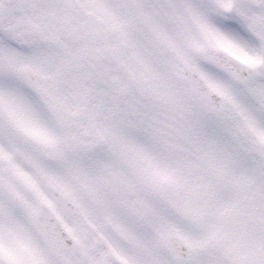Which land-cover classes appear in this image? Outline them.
<instances>
[{
  "label": "rangeland",
  "instance_id": "obj_1",
  "mask_svg": "<svg viewBox=\"0 0 264 264\" xmlns=\"http://www.w3.org/2000/svg\"><path fill=\"white\" fill-rule=\"evenodd\" d=\"M41 2L44 8L55 0ZM61 2L73 9L72 22L84 30L79 43L71 40L67 29L71 26L63 21H49L48 27L36 23L34 14L41 9L35 0L0 2V56L7 57V53L14 51L22 59L24 53L32 54L45 73L58 57V61L61 60L59 53L74 49L72 54L70 52L71 60L65 61L64 76L51 85L53 101L71 116L83 108L84 115L93 118L95 123L100 122V108L107 107L109 111L114 108L113 84L126 86L128 83L132 94H144L145 102L151 93H159L161 97L156 96L157 100L166 103L158 110L162 120L159 128L149 126L146 131L154 137L153 145L146 140L126 141L131 161L122 154L126 151L123 144L117 142L111 148L120 156V175H107L101 169L103 159L96 157L92 179L97 181L94 187H99L96 193L89 185L87 190L89 197L92 195L100 201L101 207H95L96 214L102 215L101 211L111 221V227L110 223L106 226L99 223L95 227L97 247L108 252L109 264H176L154 240V237L157 240V232L171 231L178 232L192 248L186 264H264V159L252 152L254 140L264 142V117L243 99L244 108L252 111L248 114L245 110V114L253 120L242 117L243 125L252 134V140L247 142L240 136L242 131L246 132L244 126L226 119L222 122L216 115L211 119L174 79L178 70L170 69L174 56L176 61L195 65L200 71L202 68L212 87L227 96H235V86L202 62L201 51L208 46L220 47L248 63L264 64V32L241 17L243 28L255 42L241 41L230 35L216 22L220 5L215 0ZM121 2L127 3L125 9ZM237 7L247 9L253 19L264 16L261 0H233V6L224 11H236L239 16ZM61 24L66 27H59ZM112 26L126 31L127 40L116 42L120 50H115L102 35L88 40L91 34L95 35L94 31L100 34L104 29L105 35ZM87 47L93 50L91 62L96 70L100 69L96 50L104 57V65L129 51L128 69L119 70L115 76L113 69L107 71L106 76L103 72H92L87 66L90 61ZM15 58L11 54L6 60L0 59V171L9 168L17 175L26 187V190L20 189L21 198L33 209L38 199L51 201L46 188L49 179L71 196L78 195V183L85 187L86 184L74 177L72 152L63 162L54 165H45L38 155L32 154L34 149L38 152L36 144L40 142L37 140L60 142L69 132L67 126L72 117L59 119L52 111L42 110L46 109L42 100L14 75ZM82 58L83 61H79ZM124 60L122 56L123 63ZM259 81L264 84L260 78L253 84ZM237 96L242 97L239 92ZM260 99L264 105V93ZM182 108L186 112L181 113ZM5 121L2 128L1 122ZM236 135L241 142L238 150L245 147L241 152L244 155L236 151ZM23 138H28L31 145L20 144ZM246 151L251 153H244ZM0 199H3L1 193ZM115 199L126 211L114 203ZM0 231L14 241L18 250V244L31 241L41 254V245L21 213L9 216L4 210L0 211ZM101 231L105 235H99ZM31 254L34 261H39L34 251ZM46 258L50 263L54 261L47 255ZM13 264L29 263L17 257Z\"/></svg>",
  "mask_w": 264,
  "mask_h": 264
},
{
  "label": "flooded vegetation",
  "instance_id": "obj_2",
  "mask_svg": "<svg viewBox=\"0 0 264 264\" xmlns=\"http://www.w3.org/2000/svg\"><path fill=\"white\" fill-rule=\"evenodd\" d=\"M120 4L122 5L121 7L123 9L127 7V3L124 4L121 2ZM77 26L78 24H76V27ZM106 33H107L106 37L108 38L110 45L114 46L113 47L114 49L115 48L118 49L116 45V42H118V40L120 42L127 40V37L125 35L126 31L122 27L121 28H119L118 26H112L111 28L109 27V31H107ZM95 35L92 34V37L94 38ZM124 43L125 42H123V44ZM210 49L211 46H208L203 55V59L206 62V65L212 68L218 74L226 77L235 86V88H238L237 90H239L240 93H243V95L246 98V101H248V103L252 106L253 111L258 109L264 110V108H258V106L262 103L260 98L264 93V88H262V85L264 84L260 81L258 84H253L256 82L255 78H260L261 80H264V65L255 66L259 71L258 76L239 83L236 82L233 78H231L227 74H225L224 72L220 71L218 68H216L214 64L210 62L209 60ZM228 56L230 55L228 54ZM23 58L24 60H22V62L20 63L28 65L29 67H32L33 69H36L40 72L43 71L39 67V64L32 58V55L28 56L27 54H25ZM70 60H71L70 49L63 50V55L61 60L60 61L57 60L56 62H53V66L48 67L47 72H45L46 74H48L46 77L48 78L50 77L52 79L63 77L65 74L64 71V65L66 64L65 61H70ZM102 61L104 60L102 59L99 60V62ZM180 62L181 61H179L178 66H176L175 63L176 68L173 69V72L176 71V69H179ZM117 64H119L120 69L123 68L122 59L119 60L117 59V57H115L114 59L111 58L109 62L104 65V68H106L107 71L113 69V73H118L120 69H118V67L116 66ZM20 78L22 79V77ZM251 82L253 85L251 84ZM50 84L51 82H49L46 85V89L48 91L51 90ZM40 88L41 90H44V86L40 85ZM122 88L124 91L128 90V87H122ZM115 89L117 95L121 96L120 93L117 92L119 87H116ZM40 98L43 102L42 105L52 110L54 114L58 115L59 119L64 117L67 118L72 117L69 126H67L69 132L56 145L59 147L62 153L61 160H64L66 157H69L70 153L72 152L71 156H75L73 162L74 177L78 182L83 181L86 184V187L81 183H78L77 185L78 195L75 198V203L78 209V214L76 216L79 217L82 223L86 226L87 231L91 232L92 235H91V239L88 242V245L81 250L80 256L84 261H91L92 264H109L110 259L108 257V252L106 251L107 252L106 253L105 250L102 251V247L98 248L95 241V235H96L95 227L99 225V223H103V224L106 223L108 218L106 219V215H104L103 212L101 211L100 213H102V215L96 214L97 210L95 209L94 206V196L91 195L89 197V191L87 190L88 185L91 188L94 186V184H96L95 182H91L92 171L96 172V162H95L96 157L99 156L101 159H103L102 161L104 167H101V169L107 175L114 174L115 172L120 171L121 169L119 165L120 156H117L116 150L111 151V148L114 147V145H117V142H119L121 145L123 144L125 146L123 148L126 151L123 150L124 152L122 154H124L127 157H131V153L129 152V150H127L126 145L124 144L126 141L146 140L150 143H154V137H152L150 134H147L146 131L149 128V126L159 128L160 126V116L158 115L159 111L158 109L151 110L149 108H146L145 105L140 102L139 96L127 97V95L124 94L123 96H121L120 99L118 98L117 101L114 102L113 110L111 109L109 111L107 107L100 108L101 110V116L99 117L100 122L98 121L95 123V121H93V118L92 119L87 118L84 115L83 108H81V110L79 109V112L74 113V115L71 116L63 112L60 109V107H58V105L56 106L55 104H53L51 98H46L45 96H40ZM42 110L44 109L42 108ZM241 110L244 113L245 110H247L248 113H250L251 111L244 107H242ZM212 114H216L219 120H224L225 116L228 119L231 120L234 119L233 112L229 109V107H226V109L221 113H212ZM155 120L158 121L155 122ZM255 149L257 153L260 156H262L263 154L262 144H258ZM1 153L2 151H0V154ZM0 185L6 186L9 190H11L13 193H16L19 196L21 195L20 189L26 190V187H24L23 182H21V180L16 176V174L9 168L8 170L0 171ZM124 189L125 190L127 189L126 186H124ZM93 190H95V188ZM0 193L3 196V199H0V207H1L0 211L4 210V212L9 216H14V212L21 213L23 216L25 214L29 216L31 209L25 204L24 199L21 198L19 204H17L12 199L8 198L7 195L2 191V189H0ZM50 205L53 208V210L57 213V215H59V217L63 220V222L66 223L67 221L65 220V217L68 216H66L62 212V210L57 205H55V203L52 200ZM99 235L102 236L105 234L103 231H101ZM0 237H7V235L0 231ZM40 245L42 248L41 254L35 247H33V242L31 241L28 242V244H19L20 246L19 258L22 261H25L29 264H52L48 262L46 255L53 258L56 261L62 259L60 253L54 255L46 249V247L42 242L40 243ZM33 251L39 257V261L38 260L34 261L31 254ZM2 252L3 250L2 248H0V254H2Z\"/></svg>",
  "mask_w": 264,
  "mask_h": 264
},
{
  "label": "snow or ice",
  "instance_id": "obj_3",
  "mask_svg": "<svg viewBox=\"0 0 264 264\" xmlns=\"http://www.w3.org/2000/svg\"><path fill=\"white\" fill-rule=\"evenodd\" d=\"M217 5H220L216 13V22L230 35L235 36L241 41L255 42V38L251 36L242 26L241 17L248 20L259 31L264 32V16L258 19H253L248 14L247 9L237 7L240 15H236V11H224L233 6V0H215ZM261 7L264 8V0H261ZM73 9L66 6L61 0H55L54 3L42 8L39 12L34 14V20L38 24H42L44 27H48L49 21H63L71 27H75L72 22ZM7 41V38L5 37ZM10 42V41H8ZM37 217L40 216V211H36ZM67 223L65 229L68 236H64V232L61 231L55 224V221L51 217H47L45 223L52 224L56 230L55 233H50V239L56 244L57 251L60 253L62 259L59 261L54 260L52 264H92L91 261H84L81 256V250L88 245L91 239L92 233L87 231L86 226L77 216L71 218L65 217ZM56 233L59 234L60 240H56ZM69 238L71 243H69ZM0 248L3 252L0 254V264H13L14 258L19 257V250L10 237H0Z\"/></svg>",
  "mask_w": 264,
  "mask_h": 264
},
{
  "label": "water",
  "instance_id": "obj_4",
  "mask_svg": "<svg viewBox=\"0 0 264 264\" xmlns=\"http://www.w3.org/2000/svg\"><path fill=\"white\" fill-rule=\"evenodd\" d=\"M5 2H11L12 0H3ZM211 60L216 63L219 67H222L224 70L229 72L232 76L238 78L239 77V71L238 68H236L235 63L233 65H227L225 64V58L222 57L219 53V51H216L214 53V56L211 57ZM19 71L21 74L27 79V81L35 88L36 82L38 80L37 74L30 72L27 68H20ZM182 74L180 75V79L183 81H186L191 90L194 92L196 96H198L202 101H204L206 104L210 106V109L214 110L215 107H220L224 102L223 100L214 93L204 80L200 77V75L197 73V71L194 68H189L184 66L182 68ZM214 107V108H213ZM55 155H57L54 148L49 147L48 150L45 153V156H47L49 159H54ZM57 158V157H56ZM49 188L55 198V200L62 206V208L69 214L72 215L75 213L73 211L74 204L69 200V197L65 195L64 193H61L54 187L53 185L49 184ZM40 216L37 217L36 213L33 214L31 222L36 230V232L39 234V236L44 240L48 248L53 252H58L56 244L53 243V241L50 239V233H55L56 230L53 228L52 224L45 223L44 221L47 219V217H51L55 224L58 226V228L64 232V229L57 221L54 214H52L50 211L46 209V207L41 206L40 209ZM64 236H66V233H64ZM56 240H60V236L58 233H56ZM161 241L163 243L164 248L178 261H184L188 257V249L186 245L180 240V238L175 234H170L165 237H161Z\"/></svg>",
  "mask_w": 264,
  "mask_h": 264
}]
</instances>
